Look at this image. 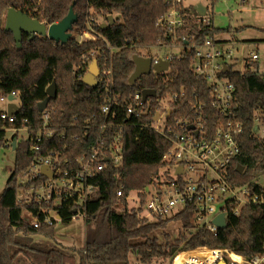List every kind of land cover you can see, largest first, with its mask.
Masks as SVG:
<instances>
[{
	"label": "trees",
	"instance_id": "16d2710c",
	"mask_svg": "<svg viewBox=\"0 0 264 264\" xmlns=\"http://www.w3.org/2000/svg\"><path fill=\"white\" fill-rule=\"evenodd\" d=\"M72 7L79 17L74 33L87 28L91 10L96 16H105L107 22L114 16L115 23L107 30L102 29V24H93L106 42H80L73 37L68 44L62 45L24 35L19 48L13 33L5 30L3 17L11 8L43 24L53 25L63 20ZM195 8H185L188 16L178 30V38L192 36L197 44H203L207 39L234 36L231 28H214L213 20L210 24L203 23ZM166 13L164 0H0V100L15 92L19 107L13 124L0 121V148H12L14 138L18 139L15 167L0 196V264H130L131 255L149 264L160 258L171 262L180 251L203 246L228 248L248 259L262 253L264 202L247 204L239 215H229L227 228L220 229L217 236L209 230L196 228L195 206L189 205L170 217L155 215L153 221L140 216L144 208L130 207L129 197L135 191L140 193L141 204L146 203L148 188L160 177L166 165L164 157L171 148L165 137L150 128L140 127L134 117L124 129L123 167L109 166L99 174L95 179L97 189L82 209L87 216L85 248L70 254L59 248L30 243L29 237L35 235L53 239L56 225L36 229L27 222L24 218L26 208L17 202L19 180L39 156L51 151L62 152L71 159L87 152L92 143L90 137L84 135L87 132L97 135L105 118L101 110L107 96L100 93V87L91 88L83 81L94 61L92 51H97L100 68H108L112 63L113 92L117 99L113 112L123 123L127 122V109L133 104L135 95L146 89L155 90L157 98L185 91L186 97L177 104L178 113L189 110L191 103H210L211 89L193 69L195 51L186 47L181 59L172 62L169 74L156 76L152 73L134 86L128 83L135 70L131 57L139 48L162 42L172 44L169 30L158 26ZM107 43L117 50L111 58ZM178 44L186 45L184 41ZM84 56L91 60L85 63ZM246 68L241 72L233 67L222 75L236 87V119L245 126L241 154L234 160L230 175L234 184L249 185L252 194L264 200V185L253 182L264 177V139L256 138L254 133V114L264 108V74L259 72L258 62ZM54 82L57 98L50 100L44 112L50 113L49 126L59 134L43 141L36 152L32 150L33 139L44 125V112L39 110V105L49 100L47 89ZM153 101L156 106V99ZM24 129H27L26 136H20ZM8 130L17 134L9 139ZM60 134L67 135L66 139ZM79 134L82 135L80 140H70L72 135ZM238 168H244V172L240 174ZM120 190H123L122 196L118 195ZM74 210L72 207L59 209L62 223L68 225L73 221ZM172 222L181 225L179 235L173 243H163L159 236L167 237L165 230Z\"/></svg>",
	"mask_w": 264,
	"mask_h": 264
},
{
	"label": "built area",
	"instance_id": "2783aa9c",
	"mask_svg": "<svg viewBox=\"0 0 264 264\" xmlns=\"http://www.w3.org/2000/svg\"><path fill=\"white\" fill-rule=\"evenodd\" d=\"M164 3L167 6V13L158 22V26L169 30L173 36L172 44L162 42L156 46L139 48L136 55L150 58L153 66L162 60L168 61L169 69L161 73L165 75L171 72L172 62L181 59L185 47L194 50L193 69L199 78L207 81L212 96L210 103H191L189 110L178 113L177 104L186 97L185 91L169 93L164 98H157L156 93L155 97L146 100L140 92L135 95L133 104L128 107L127 122L123 123L118 114L113 112L117 99L113 92L112 63L108 68H100L96 57L97 51H92L91 58L97 62L100 72L96 78L97 87H100L101 94L107 96L106 104L101 110L105 118L98 127L97 135L93 132L84 135L90 137L92 143L87 152L71 159L65 157L62 152L51 151L39 156L19 180L17 202L25 206L24 218L34 228L40 229L44 225L54 226L62 223L59 215L61 208L72 207L76 213L73 220L79 217L86 220L87 216L82 209H85L89 198L97 189L95 179L109 166L119 169L124 165V129L130 125L133 117L137 119L136 124L140 127L150 128L171 143V148L164 157L166 165L152 185L155 187L154 192H148L145 204H141L138 192L133 208H144L145 213L153 217L155 215L170 217L189 205L195 206L196 228L209 230L217 236L220 228L213 220L218 215L225 213L228 223L229 215H239L243 206L264 202L261 196L252 194L249 185L234 184L230 175L234 160L241 154V139L245 133V126L236 119L238 108L236 87L222 75L226 73V67L229 71L235 68L237 52L235 46L240 42L234 37L223 40L207 39L203 44H197L192 36L181 40L177 33L188 16L185 8L190 6L186 4V0H164ZM206 7L208 9V6ZM199 17L205 24L212 22L207 15ZM85 35L92 41L106 42L94 27ZM180 41H184L186 45H179ZM153 48L178 49L179 54L154 56L150 52ZM108 49L111 58L117 50L109 44ZM91 58L84 56L83 59L87 63ZM259 59L257 51L251 52L246 59L247 66L258 62ZM251 70L253 71V68ZM152 73L154 74V70ZM12 96L15 97L13 103L18 105L17 94L13 92ZM153 99H156V106ZM1 101L7 102L8 106L11 103L9 97H4ZM15 120L16 115L9 116L8 111L0 114V121L3 123L13 124ZM254 120L255 129L257 128L254 131L256 138L264 139V108L255 112ZM49 121L50 113L46 111L44 125L33 139L32 150L39 152L43 141L51 140L59 134L50 128ZM190 126H194V129H189ZM23 131L27 133V129ZM196 132L199 133L198 136ZM59 136L65 139L67 137L64 134ZM81 136L72 135L70 140L78 141ZM44 167L48 168L52 177L43 173ZM180 168L182 173H178ZM118 195L122 196L123 190H120ZM30 208H35L36 211ZM171 264H264V243L262 253L251 259L228 248L203 246L180 251L174 256Z\"/></svg>",
	"mask_w": 264,
	"mask_h": 264
},
{
	"label": "rangeland",
	"instance_id": "374dc122",
	"mask_svg": "<svg viewBox=\"0 0 264 264\" xmlns=\"http://www.w3.org/2000/svg\"><path fill=\"white\" fill-rule=\"evenodd\" d=\"M243 1H245L243 3ZM188 6H197L204 4L208 6V16L213 20V26L216 29H228L233 30V35L237 37L239 41H242L235 46L237 52L235 69L238 71H244L247 66L246 59L248 55L257 51L260 59L258 61L259 72L264 74V0H227V1H215L209 0H186ZM8 12V11H7ZM7 12L4 14V26L6 25ZM106 22L105 16H96L94 10L90 11V15L87 20V28L79 33L72 32L73 37H76L80 42L90 40L85 33L93 28V24H104ZM151 54L164 57L166 54H179L178 49L171 48H153ZM94 62V61H93ZM92 62V63H93ZM253 70H255L253 68ZM8 103L0 100V114L8 111ZM7 136L12 139L17 132L14 130H8ZM25 134L21 131L20 136ZM0 196L2 195L7 181L9 180L11 173L15 167L16 152L13 148L1 147L0 148ZM162 172V171H161ZM254 183L264 185V177L260 176ZM155 187L150 186L148 192H154ZM138 192H132L129 198L130 207L136 205ZM138 209V208H137ZM182 209V208H179ZM143 216H150L145 211L140 214ZM150 220H154V217H148ZM181 230V225L177 222H172L168 225L165 233L167 237L163 235L159 236L161 242L173 243ZM86 234H87V222L84 217L74 219L70 224L66 225L59 222L56 225V232L53 239L46 238L41 235H35L29 237L32 245H45L52 248H59L65 250L67 253L73 254L74 250H82L86 246ZM28 264V263H27ZM130 264H144L137 256H130ZM149 264H171L169 260L155 259Z\"/></svg>",
	"mask_w": 264,
	"mask_h": 264
},
{
	"label": "water",
	"instance_id": "95a60500",
	"mask_svg": "<svg viewBox=\"0 0 264 264\" xmlns=\"http://www.w3.org/2000/svg\"><path fill=\"white\" fill-rule=\"evenodd\" d=\"M196 11L199 13L200 16H206L207 15V7L203 4H199L196 6ZM79 17L75 13L74 8L72 7L70 9L69 14L61 20L59 23L53 24V25H46L41 23L37 19L31 18L28 14L17 11L16 9H9L7 12V18H6V25L5 30L10 31L13 33L15 40L17 42V45L19 48H21V43L23 40L24 35H28L31 38H34L36 36L42 37L45 39H49L51 41H54L56 43H60L62 45H66L70 42V40L73 39V29L74 25L78 22ZM115 23L114 16H110L108 22H105L102 24V29L107 30L111 26H113ZM131 60L135 64V70L134 73L129 78V85L134 86L138 80H140L143 76L150 75L152 71L154 70V74L156 76L160 75L162 72L167 71L169 69V62L162 60L159 64L152 65V60L150 58H144L139 55L134 54L131 57ZM226 72L229 71L228 67L225 68ZM99 67L97 62H93V64L90 67L89 73L84 77L83 81L86 85H88L91 88L97 87V76H99ZM143 98L144 100L148 99L149 97H155L156 91L153 89H146L143 92ZM58 89L56 82H54L48 89H47V95L49 97V100L42 102L39 105V110L41 112H44L49 105L50 100H55L57 98ZM15 100V97L12 95L9 97V101L11 102L8 106V113L9 116L16 115L18 112V106L13 103ZM189 129H194V126H190ZM257 128L255 129V131ZM199 133L196 132V136H198ZM17 143L18 139L14 138L12 142V148L14 151L17 149ZM47 167L43 168V173L51 176L47 170ZM238 171L240 174L244 172V168H238ZM178 173H182V168L178 170ZM213 223L220 229H226L228 224L226 220V214L221 213L218 215L214 220Z\"/></svg>",
	"mask_w": 264,
	"mask_h": 264
},
{
	"label": "crops",
	"instance_id": "0c3cea01",
	"mask_svg": "<svg viewBox=\"0 0 264 264\" xmlns=\"http://www.w3.org/2000/svg\"><path fill=\"white\" fill-rule=\"evenodd\" d=\"M203 5H204V4H203ZM204 6H205V5H204ZM233 37H234L236 40H238L237 37H235V36H233ZM229 38H230L229 35H227V36H221V37H220L221 40H223V39H229ZM238 41H239V40H238ZM239 42H242V41H239Z\"/></svg>",
	"mask_w": 264,
	"mask_h": 264
}]
</instances>
